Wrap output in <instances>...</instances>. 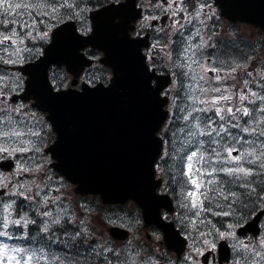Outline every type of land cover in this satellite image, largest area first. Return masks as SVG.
Masks as SVG:
<instances>
[{
	"label": "snow or ice",
	"instance_id": "1",
	"mask_svg": "<svg viewBox=\"0 0 264 264\" xmlns=\"http://www.w3.org/2000/svg\"><path fill=\"white\" fill-rule=\"evenodd\" d=\"M106 28L152 106L146 179L124 198L163 230L147 243L139 216L73 198L62 151V103L117 80ZM234 36L214 0H0V264H264V55ZM118 222L131 239L105 235Z\"/></svg>",
	"mask_w": 264,
	"mask_h": 264
},
{
	"label": "water",
	"instance_id": "2",
	"mask_svg": "<svg viewBox=\"0 0 264 264\" xmlns=\"http://www.w3.org/2000/svg\"><path fill=\"white\" fill-rule=\"evenodd\" d=\"M99 43L113 52L117 80L108 93L62 103L58 115L62 151L84 190L100 193L104 202H124L146 179L147 128L153 112L132 52L106 29Z\"/></svg>",
	"mask_w": 264,
	"mask_h": 264
},
{
	"label": "rangeland",
	"instance_id": "3",
	"mask_svg": "<svg viewBox=\"0 0 264 264\" xmlns=\"http://www.w3.org/2000/svg\"><path fill=\"white\" fill-rule=\"evenodd\" d=\"M238 28H239V29H237L238 32L239 31H244V32H241L238 36L240 38H242V37L245 38V36L247 37V35H244V34H248V38H250V39H252V36H253L254 40H253V42H250V40H249V44L251 45L252 49H255V53H257L259 55H264V39H262V37H260L258 35V31L255 32L252 29H249V28H247L246 26H243V25L238 27ZM259 42H261V43H259ZM126 208H127V212L126 213L129 216H133V217L136 216L135 213H134L133 206L131 204L127 205ZM130 211H131V213H129ZM97 217H99V216L97 215ZM141 237L143 238V240L145 239V231L143 229H142Z\"/></svg>",
	"mask_w": 264,
	"mask_h": 264
},
{
	"label": "flooded vegetation",
	"instance_id": "4",
	"mask_svg": "<svg viewBox=\"0 0 264 264\" xmlns=\"http://www.w3.org/2000/svg\"><path fill=\"white\" fill-rule=\"evenodd\" d=\"M214 9H215V11H216V13H217V16H219L220 15V12H219V10H217L218 8H216L215 6H214ZM219 12V13H218ZM220 20L223 22V19L220 17ZM244 25V24H243ZM247 27V26H246ZM249 28L250 29H252L253 31L256 29V28H254V27H251V26H249ZM73 198L74 199H76L77 201H79L81 204H84L85 206H86V208L90 211V213L92 214V216L95 218V213H94V210L91 208V203H90V196H79V195H75L74 194V196H73ZM113 218H115V217H113ZM117 225H119V222L117 223ZM162 251L163 252H165L169 257H172V258H175V256H176V254L175 253H173V252H169V251H166L165 249H164V247L162 248Z\"/></svg>",
	"mask_w": 264,
	"mask_h": 264
},
{
	"label": "trees",
	"instance_id": "5",
	"mask_svg": "<svg viewBox=\"0 0 264 264\" xmlns=\"http://www.w3.org/2000/svg\"><path fill=\"white\" fill-rule=\"evenodd\" d=\"M239 47L242 49L243 48V46L242 45H239Z\"/></svg>",
	"mask_w": 264,
	"mask_h": 264
}]
</instances>
